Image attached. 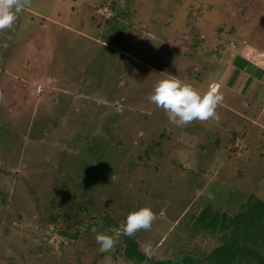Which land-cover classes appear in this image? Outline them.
<instances>
[{
    "label": "rangeland",
    "instance_id": "obj_1",
    "mask_svg": "<svg viewBox=\"0 0 264 264\" xmlns=\"http://www.w3.org/2000/svg\"><path fill=\"white\" fill-rule=\"evenodd\" d=\"M255 62L264 0H31L0 31V264H122L125 237L214 264L242 202L264 201V133L227 109L264 104V84L235 83ZM170 76L221 93L220 119L170 123L149 100ZM145 206L151 229L107 232L101 252L96 235Z\"/></svg>",
    "mask_w": 264,
    "mask_h": 264
},
{
    "label": "clouds",
    "instance_id": "obj_2",
    "mask_svg": "<svg viewBox=\"0 0 264 264\" xmlns=\"http://www.w3.org/2000/svg\"><path fill=\"white\" fill-rule=\"evenodd\" d=\"M30 3L31 0H0V31L11 28L18 14ZM223 99V95L216 89L201 94L191 84L175 76L158 81L149 97L150 102L163 109L169 122L177 127H187L194 121H218L220 116L217 108L223 103ZM98 133L99 129L94 134ZM157 218V213L151 207H141L131 211L126 222L120 224L118 229L109 231L131 237L141 230H150ZM96 242L101 252H110L114 249L117 239L105 232L96 235ZM144 251L146 255H150V246H145Z\"/></svg>",
    "mask_w": 264,
    "mask_h": 264
},
{
    "label": "trees",
    "instance_id": "obj_3",
    "mask_svg": "<svg viewBox=\"0 0 264 264\" xmlns=\"http://www.w3.org/2000/svg\"><path fill=\"white\" fill-rule=\"evenodd\" d=\"M234 139L235 135L232 132L228 138V144L232 146L231 150L236 152L239 151L240 147L234 146ZM233 155H237V153ZM78 207L81 208V206ZM204 211V209H201L200 214ZM50 218L55 219L52 215ZM224 219L226 220V217ZM231 219L230 225L226 227L229 228L232 236L223 241L221 246L218 245L211 250L210 259H212V262L214 264H264V201L250 194L242 202L240 211ZM113 223L104 232H110L109 230L113 229ZM226 227L221 226V229L228 230ZM216 233L214 236L219 237L221 230ZM61 235L64 238H75L77 233L70 236L67 232L61 231ZM122 249L124 251L122 253V264H144L148 261H153L154 264H165L159 260V257H156L155 260L154 256H147L135 238H130V240L126 237L123 238ZM109 254H112L111 251ZM201 261L203 260L199 259L197 253H190V256L187 255L178 262L180 264H202Z\"/></svg>",
    "mask_w": 264,
    "mask_h": 264
},
{
    "label": "crops",
    "instance_id": "obj_4",
    "mask_svg": "<svg viewBox=\"0 0 264 264\" xmlns=\"http://www.w3.org/2000/svg\"><path fill=\"white\" fill-rule=\"evenodd\" d=\"M246 58V57H245ZM247 59V58H246ZM248 60V59H247ZM249 62H251L250 60H248ZM257 62H255V66H253L256 70L254 71V69L250 72V74L251 75H248V74H246L244 77L242 76H239L238 78H239V81L236 79V81H235V83H239V85L240 84H246L247 82H249L250 80L249 79H253V77H254V84H256V83H259V85L260 84H264V68L262 69V68H260L259 67V64H256ZM263 65V64H262ZM257 67H259L260 69H258ZM257 73V76H255V75H253L252 76V73ZM249 76V77H248ZM249 78V79H248ZM227 80H225V82H226ZM230 82V80H229V78H228V83ZM232 83H234L233 81H232ZM248 84V83H247ZM245 88V87H244ZM231 92L233 91V89H232V87H230V88H228ZM251 89H253V87L251 88ZM230 92V93H231ZM233 93V92H232ZM243 93H245V92H243ZM229 111H231V113L233 114V115H235V116H237V117H239V118H241L244 122H248V123H250L251 125H253L254 124V126L260 131V133L261 134H263L264 133V104L262 105V107L260 108V109H258V111L256 112V114L255 115H253V116H249L248 114H247V111H246V109H244V110H241V111H235V110H233L232 108L231 109H229V108H227ZM238 130V131H237ZM237 130H235L236 132H233L234 133V135H235V139H234V141L235 140H239V143H241V141H242V139H244V136L247 134V132H248V128H246V127H244V126H242V128H240L239 126L237 127ZM231 134V133H230ZM231 136V135H230ZM230 136H227V134L225 135V137H226V139H227V141H226V143L224 144V147L225 146H227V145H229L228 144V138L230 137ZM235 156H237V155H234V157Z\"/></svg>",
    "mask_w": 264,
    "mask_h": 264
},
{
    "label": "built area",
    "instance_id": "obj_5",
    "mask_svg": "<svg viewBox=\"0 0 264 264\" xmlns=\"http://www.w3.org/2000/svg\"><path fill=\"white\" fill-rule=\"evenodd\" d=\"M39 90H40V87L37 88V91H39Z\"/></svg>",
    "mask_w": 264,
    "mask_h": 264
}]
</instances>
